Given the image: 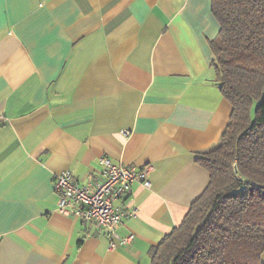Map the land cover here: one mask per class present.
Returning a JSON list of instances; mask_svg holds the SVG:
<instances>
[{
	"label": "crops",
	"instance_id": "1",
	"mask_svg": "<svg viewBox=\"0 0 264 264\" xmlns=\"http://www.w3.org/2000/svg\"><path fill=\"white\" fill-rule=\"evenodd\" d=\"M218 32L211 0H0V264H151L232 114ZM102 156L153 168L116 202L136 215L115 237L60 212L53 186L69 171L94 187Z\"/></svg>",
	"mask_w": 264,
	"mask_h": 264
},
{
	"label": "trees",
	"instance_id": "2",
	"mask_svg": "<svg viewBox=\"0 0 264 264\" xmlns=\"http://www.w3.org/2000/svg\"><path fill=\"white\" fill-rule=\"evenodd\" d=\"M214 84L232 105L220 142L198 163L210 182L151 264H264V0H211Z\"/></svg>",
	"mask_w": 264,
	"mask_h": 264
},
{
	"label": "built area",
	"instance_id": "3",
	"mask_svg": "<svg viewBox=\"0 0 264 264\" xmlns=\"http://www.w3.org/2000/svg\"><path fill=\"white\" fill-rule=\"evenodd\" d=\"M123 133L129 135V131ZM99 163L103 170V180L94 187L81 186L69 171L58 174L53 186L59 196L60 212L81 218L115 237L116 230L124 218L136 215V210H125L116 202L130 197L132 186L137 182L150 188L153 168L150 165L143 167L116 165L105 156L99 158ZM128 240L129 238L125 239ZM111 245L115 246L114 242Z\"/></svg>",
	"mask_w": 264,
	"mask_h": 264
}]
</instances>
